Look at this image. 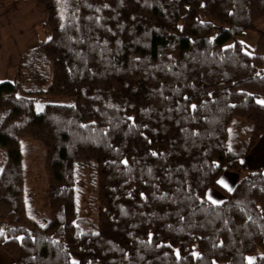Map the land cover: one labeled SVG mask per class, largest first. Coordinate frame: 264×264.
I'll list each match as a JSON object with an SVG mask.
<instances>
[{
	"label": "trees",
	"instance_id": "trees-1",
	"mask_svg": "<svg viewBox=\"0 0 264 264\" xmlns=\"http://www.w3.org/2000/svg\"><path fill=\"white\" fill-rule=\"evenodd\" d=\"M35 1L50 37L0 80L13 264H250L259 250L251 264H264V170L242 167L264 134V0H83L64 18L59 0ZM249 30L255 47L239 38ZM45 93L76 102L37 111ZM24 137L46 148L41 221ZM223 171L240 175L231 189Z\"/></svg>",
	"mask_w": 264,
	"mask_h": 264
},
{
	"label": "crops",
	"instance_id": "crops-1",
	"mask_svg": "<svg viewBox=\"0 0 264 264\" xmlns=\"http://www.w3.org/2000/svg\"><path fill=\"white\" fill-rule=\"evenodd\" d=\"M10 11H13V20L20 19V23L13 30L15 33L10 34L11 31L9 32L7 28L3 30L0 18V80L9 79L18 66L22 54L29 48L47 41L51 34L47 12L35 0H0V14ZM259 26L264 28V20L260 21ZM263 166L264 134L242 162L243 169L254 170ZM239 178L238 172L223 171L219 181L222 186L231 189ZM208 196L215 202L223 200L221 192L214 188L208 191Z\"/></svg>",
	"mask_w": 264,
	"mask_h": 264
},
{
	"label": "rangeland",
	"instance_id": "rangeland-1",
	"mask_svg": "<svg viewBox=\"0 0 264 264\" xmlns=\"http://www.w3.org/2000/svg\"><path fill=\"white\" fill-rule=\"evenodd\" d=\"M83 0H59V11L60 15L64 18L69 12L74 10ZM13 11L10 12H1L0 18L3 30L8 29L10 34L15 33L13 30L20 23V19L13 20ZM264 20V19H263ZM26 24V23H25ZM258 32L256 30H249L244 36L239 37L241 41L247 44L250 47H255L258 40ZM17 68V67H16ZM15 72V71H14ZM13 74L10 75L9 79H13ZM76 96L75 95H66V94H40L37 95L36 99V110L40 111L44 108L47 103H57V104H75ZM250 133L246 132L242 135V145H245L246 140L249 138ZM22 156L24 161V168L26 171V184L28 187H31L34 191V198L31 201H28L27 206L29 208L30 214L33 215V218L36 220H42L43 217L49 214V207L47 206L45 199V189L47 183L43 177V168L42 164L45 157V146L42 142L32 139V138H22ZM1 168V165H0ZM258 169L264 170V166ZM248 169L244 168V171L247 172ZM244 172V173H245ZM89 197H87L81 202L80 212L81 214L85 213L87 209H90ZM33 210V211H31ZM262 251L259 250L257 253L248 255V260L253 261L259 255H262ZM0 264H13L12 257L2 248H0Z\"/></svg>",
	"mask_w": 264,
	"mask_h": 264
},
{
	"label": "snow or ice",
	"instance_id": "snow-or-ice-1",
	"mask_svg": "<svg viewBox=\"0 0 264 264\" xmlns=\"http://www.w3.org/2000/svg\"><path fill=\"white\" fill-rule=\"evenodd\" d=\"M260 103H264V102H260ZM195 107V106H193ZM227 187V185H225ZM213 203H216L215 201H213ZM0 234H2V231H0ZM250 264H251V260H250Z\"/></svg>",
	"mask_w": 264,
	"mask_h": 264
}]
</instances>
